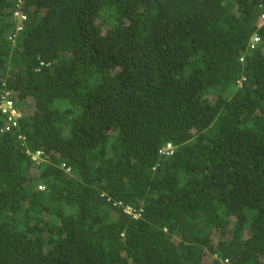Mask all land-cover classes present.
<instances>
[{
    "label": "trees",
    "instance_id": "obj_1",
    "mask_svg": "<svg viewBox=\"0 0 264 264\" xmlns=\"http://www.w3.org/2000/svg\"><path fill=\"white\" fill-rule=\"evenodd\" d=\"M4 95L0 264H264V0H0Z\"/></svg>",
    "mask_w": 264,
    "mask_h": 264
},
{
    "label": "built area",
    "instance_id": "obj_2",
    "mask_svg": "<svg viewBox=\"0 0 264 264\" xmlns=\"http://www.w3.org/2000/svg\"><path fill=\"white\" fill-rule=\"evenodd\" d=\"M15 15L20 16L21 18L24 17L23 15H20L18 12H15ZM16 28L19 29L20 26H17ZM254 40L256 41L259 40L256 35L254 36ZM0 101H1L0 111L5 116V119H6V123L4 124L5 129L14 127L17 124L18 119L21 117V113L13 106L10 99L6 98V95L2 96V99ZM166 148L168 150H166ZM166 148H164L162 151L172 152V148L170 144H167ZM36 153H39V152L37 151ZM124 210L128 213L133 214L134 216L138 214L134 212V209L130 205H125Z\"/></svg>",
    "mask_w": 264,
    "mask_h": 264
},
{
    "label": "clouds",
    "instance_id": "obj_3",
    "mask_svg": "<svg viewBox=\"0 0 264 264\" xmlns=\"http://www.w3.org/2000/svg\"><path fill=\"white\" fill-rule=\"evenodd\" d=\"M15 12H18L20 15H23L24 17L23 18H21L20 16H17V15H15V18H16V27L17 26H20V28L19 29H17V30H20L21 28H22V25H23V22H22V19L23 20H25L26 19V16L24 15V14H22L20 11H15ZM15 12H14V14H15ZM9 38H11V36L9 37ZM12 39V38H11ZM13 40V39H12ZM169 144V143H168ZM167 146V145H166ZM166 146H165V148H166ZM171 148H172V146H171ZM166 150H168L167 148H166ZM33 154H37L36 152L35 153H33ZM32 154V155H33ZM38 155V154H37ZM33 157V156H32ZM128 213V212H127ZM129 214H131V213H129ZM133 215V214H132ZM134 216V215H133ZM136 216H138V214L136 215Z\"/></svg>",
    "mask_w": 264,
    "mask_h": 264
},
{
    "label": "rangeland",
    "instance_id": "obj_4",
    "mask_svg": "<svg viewBox=\"0 0 264 264\" xmlns=\"http://www.w3.org/2000/svg\"><path fill=\"white\" fill-rule=\"evenodd\" d=\"M32 156H33V158H34L36 161H40V158H39V156H38L37 154H33Z\"/></svg>",
    "mask_w": 264,
    "mask_h": 264
}]
</instances>
